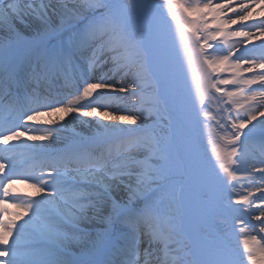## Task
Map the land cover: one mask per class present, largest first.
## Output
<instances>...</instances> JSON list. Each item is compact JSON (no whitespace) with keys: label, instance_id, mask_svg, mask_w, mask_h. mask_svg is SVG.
I'll return each instance as SVG.
<instances>
[{"label":"snow or ice","instance_id":"obj_1","mask_svg":"<svg viewBox=\"0 0 264 264\" xmlns=\"http://www.w3.org/2000/svg\"><path fill=\"white\" fill-rule=\"evenodd\" d=\"M261 234L264 0H0V264H264Z\"/></svg>","mask_w":264,"mask_h":264},{"label":"bare ground","instance_id":"obj_2","mask_svg":"<svg viewBox=\"0 0 264 264\" xmlns=\"http://www.w3.org/2000/svg\"><path fill=\"white\" fill-rule=\"evenodd\" d=\"M152 1H154L156 4L159 3V0H152ZM220 2H222V0H214V3H220ZM236 3L238 4L239 0H236ZM229 15H231V14H229ZM233 18H235V17L233 16ZM209 19H211V18L209 17ZM258 19H260V17L254 16L253 20H251L247 23H254ZM241 23H245V22H241ZM173 27H175V25H173ZM210 27H215V25L212 24V25H210ZM228 27L232 28V29L239 30L240 26L239 25H235V26L229 25ZM252 30L254 31V29H252ZM234 39H240V38H234ZM253 43H259V40H256ZM249 47H251V45H249ZM168 49H169L170 57H172L177 62V64H179L180 53H179L178 49L172 45V42L170 39L168 41ZM190 83H191V80H190V77H188L187 80L185 81V84H184V92L186 95H187L188 87L190 86ZM233 108H234V106H233ZM236 114H237L236 111L233 110L232 115L235 116ZM60 115H63V113L54 114L52 116H47V115L41 116V117H39V120L37 122H29V123L32 124L33 127H46V126H48L46 124L47 121H49V120L57 121L59 119ZM240 115L241 116L243 115L242 111L240 112ZM88 119H90V118H88ZM213 125H214V122H209V124L207 126L208 128L206 129V133L203 130H201V129H203L202 127L204 126V125H201L200 137H199L200 149H201L202 153L206 154L209 158H212V159H214V158L212 157L211 145L209 144V139H206V136H210L213 134L214 131H216ZM228 127L230 128V124L228 125ZM73 131L88 132L89 129L86 126H82L79 122H77L75 125L69 123L68 129L65 132L61 133V136H67V135L71 134ZM220 134L222 135L223 133H220ZM21 139L22 140L26 139V136L21 137ZM251 151H252L253 155L257 158V160L259 158H261L258 149H255V147L252 146ZM22 159H23V157H22ZM253 163H254V166H259L255 161ZM12 187L15 190H17L19 193H28V194L35 195V189L29 187L28 184L20 183L18 181ZM257 196H259V193H257ZM258 203H259V201H258ZM6 207L8 208L9 212H11V213H16V212L22 211L19 208L12 207V205L10 203L7 204ZM258 214L259 213H254L252 216H246L245 217L246 221L250 225L255 226V227L249 229V231L251 232L252 235H257V233L259 231V228H258L259 222L255 220V215H258ZM5 218H10V217H5ZM261 235H264V234H261ZM257 238L259 239V235L257 236ZM242 239H243V236L237 228L236 231L232 232L229 242L234 249H238L239 251L242 252V250H243ZM245 264H247L246 257H245Z\"/></svg>","mask_w":264,"mask_h":264},{"label":"rangeland","instance_id":"obj_3","mask_svg":"<svg viewBox=\"0 0 264 264\" xmlns=\"http://www.w3.org/2000/svg\"><path fill=\"white\" fill-rule=\"evenodd\" d=\"M223 106L227 107L228 105H223ZM210 107L212 108L213 111H215V109H216V105L215 104L210 105ZM225 115H227V113H225Z\"/></svg>","mask_w":264,"mask_h":264}]
</instances>
